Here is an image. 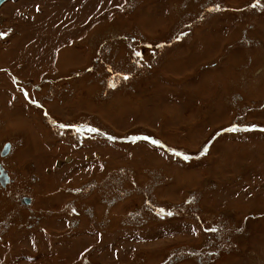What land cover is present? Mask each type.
Listing matches in <instances>:
<instances>
[{"label": "rangeland", "instance_id": "rangeland-1", "mask_svg": "<svg viewBox=\"0 0 264 264\" xmlns=\"http://www.w3.org/2000/svg\"><path fill=\"white\" fill-rule=\"evenodd\" d=\"M0 26V264H264V0H5Z\"/></svg>", "mask_w": 264, "mask_h": 264}, {"label": "water", "instance_id": "water-1", "mask_svg": "<svg viewBox=\"0 0 264 264\" xmlns=\"http://www.w3.org/2000/svg\"><path fill=\"white\" fill-rule=\"evenodd\" d=\"M4 1L5 0H0V4H2ZM8 147L9 146L7 144V147H6L5 151H4L5 153L8 151ZM0 172H1V174H0L1 182H2L3 185H5L7 182L10 181V177H9L8 173H6L5 169L1 165H0ZM28 201H29V199H27V198L24 199L25 203H27Z\"/></svg>", "mask_w": 264, "mask_h": 264}, {"label": "flooded vegetation", "instance_id": "flooded-vegetation-1", "mask_svg": "<svg viewBox=\"0 0 264 264\" xmlns=\"http://www.w3.org/2000/svg\"><path fill=\"white\" fill-rule=\"evenodd\" d=\"M0 32L2 33V34H4V28L2 27V26H0ZM11 144H8V146H10ZM6 147H7V144H5L4 146H3V148H2V151H1V154L3 155L5 152V149H6ZM9 153V152H8ZM0 165L5 169V171H6V173H8V175H9V177H10V179H12V176L10 175V173H9V171H8V169L6 168V166H5V164H4V162L3 161H0ZM0 174H1V172H0ZM13 180V179H12ZM0 183L2 184V182H1V178H0ZM7 184V183H6ZM5 184V185H6ZM3 185V184H2ZM4 185V186H5ZM22 202L23 203H25L24 202V198L22 199Z\"/></svg>", "mask_w": 264, "mask_h": 264}, {"label": "snow or ice", "instance_id": "snow-or-ice-1", "mask_svg": "<svg viewBox=\"0 0 264 264\" xmlns=\"http://www.w3.org/2000/svg\"><path fill=\"white\" fill-rule=\"evenodd\" d=\"M233 131L235 130V129H232ZM93 131H95V130H93ZM185 158H187V157H185Z\"/></svg>", "mask_w": 264, "mask_h": 264}]
</instances>
